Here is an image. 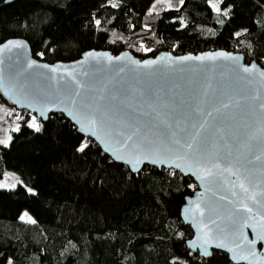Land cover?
I'll list each match as a JSON object with an SVG mask.
<instances>
[{
  "label": "trees",
  "instance_id": "trees-1",
  "mask_svg": "<svg viewBox=\"0 0 264 264\" xmlns=\"http://www.w3.org/2000/svg\"><path fill=\"white\" fill-rule=\"evenodd\" d=\"M151 1L0 0V42L24 38L48 62L89 48L139 58L220 48L264 68V0H214L219 13L208 0H184L152 14ZM20 111L19 128L0 144V176L10 168L22 182L0 188V264H232L223 252L202 258L185 246L191 229L179 210L190 178L151 165L133 173L62 114L37 118L36 131ZM82 141L89 147L79 152ZM23 209L35 223L20 218Z\"/></svg>",
  "mask_w": 264,
  "mask_h": 264
},
{
  "label": "water",
  "instance_id": "water-1",
  "mask_svg": "<svg viewBox=\"0 0 264 264\" xmlns=\"http://www.w3.org/2000/svg\"><path fill=\"white\" fill-rule=\"evenodd\" d=\"M246 67L251 69L249 73L243 71ZM261 73L264 68L254 60L245 61L241 52L220 48L181 54L159 51L143 58L127 49L113 53L89 48L74 59L48 62L33 56L24 38L9 37L0 42V96L8 105L41 121L50 114H62L78 133L91 138L112 160L133 173L138 171L116 160L112 153L132 159L134 145L144 143L151 151L140 156L143 162L137 169L144 165L173 169L194 182V190L184 196L179 216L191 229L185 246L202 258L207 257L201 255V217L189 209L199 205L205 222L211 216L223 228L230 224L229 217L240 200L250 207L248 195L264 201L260 195L264 192ZM66 84L71 88L66 89ZM223 103L229 107L222 108ZM69 112L81 121L84 131H78L81 124ZM85 115H94L97 124L90 127ZM194 135L189 151L184 145ZM126 140L128 146L124 147ZM153 159L166 162L152 164ZM176 163L181 167L176 168ZM205 166L213 176H206L202 171ZM241 182L249 189L247 194L241 192ZM243 232L247 239L255 238L252 228ZM233 241L241 243L242 239L229 235L225 243L235 247ZM208 250L225 253L232 264H264V241L252 247L255 255L249 254L247 244L236 249L248 259H232L233 253L214 246Z\"/></svg>",
  "mask_w": 264,
  "mask_h": 264
},
{
  "label": "snow or ice",
  "instance_id": "snow-or-ice-1",
  "mask_svg": "<svg viewBox=\"0 0 264 264\" xmlns=\"http://www.w3.org/2000/svg\"><path fill=\"white\" fill-rule=\"evenodd\" d=\"M220 2H222V0H220ZM180 3L183 4L184 0H180ZM208 3L210 4V6L217 12H221V8L219 7L218 3L214 2V0H208ZM115 6V5H113ZM97 24L100 23L99 20L96 21ZM237 35H240V33H237ZM17 47H22V45H16ZM91 55V54H89ZM197 59H199V57H197ZM32 65L29 64V67H31ZM44 67H47V65H45ZM52 71H55V69H52ZM244 72L249 73L251 71V69L249 68H244L243 69ZM262 77H264V73L260 74ZM66 89H70L71 85L70 84H66L65 85ZM76 95H79V92L75 93ZM73 103H75V101H73ZM222 108H227L229 107L228 103H223L221 105ZM217 111H220V109L218 108ZM69 115L72 116L73 120H75L78 124H81V121L77 119V117L75 115H73V113L69 112ZM208 115H211V113H208ZM84 119H86L88 121L89 126H95L97 124V120L96 117L94 115H85ZM29 127H35L36 131H40V127L38 125L35 124V117H33V123L29 125ZM201 128L204 127L203 124L200 125ZM84 127L81 124V127L78 128V131H84ZM199 133L197 132L196 135H198ZM92 135H95V132H92ZM196 135H194L190 141H187L184 145V147L191 151L193 149V143L195 141ZM10 139V138H9ZM128 140H131V137L127 138ZM175 143H179V141H175ZM0 144H5V146H7V142L6 141H2L0 140ZM127 140L124 142V147H127ZM89 145L86 141H82L81 144L79 145V147L76 149L79 152H83L85 151L86 148H88ZM109 151H111V149H107ZM134 150L136 152V155L132 158V159H127L125 160L124 157L122 155H119L117 152H113V157L116 160H120L123 161L129 165H131L132 171H139V169H137L136 165L142 163L143 161L141 160L140 156L143 155L146 152L151 151V148L148 147L146 144L144 143H138L134 145ZM152 164H157V163H165V160H156L153 159L150 161ZM176 168H180L181 165L179 163H176L174 165ZM215 167H219V165H214ZM202 171H204L206 173V176L211 177L213 176V173L211 171L210 168H207L206 166L202 168ZM205 177L202 176L201 179H204ZM239 188L241 190L242 193L247 194L249 189L247 187H245L244 183H239ZM0 187H5L4 184H0ZM14 187V185H13ZM28 191L30 193H34L33 189H28ZM233 195H235V193H233ZM261 196H264V192L260 193ZM247 199L250 200L252 202V207L249 206L248 203H246L244 200H240L239 204L240 206L235 208L233 210V216L229 217L230 220V224L226 227H221L217 221L215 219H212L211 216H209L207 218V222H205L204 217H205V213L203 210L200 209V206L197 205L195 210L189 209L190 212H193V214L195 213H199V216L201 217V221H200V232H201V236H200V241H201V246L204 247V251L201 252V255L207 258H211V256L213 255V253L211 251L208 250L209 246H214L216 248H222L225 249L228 252L233 253L234 255L232 256V259H248V255H239L236 252L237 248H243L244 244H247L249 246V254L250 255H255V252H253L251 249L253 246H255V244L257 243V241H264V201L258 200L256 195H248ZM28 213H24L23 216H21V219H24V217H27ZM29 221L32 223H35L34 220H31V217H29ZM249 221H255L254 223H249ZM250 227L253 229V232L255 233V238L254 239H247V236L244 234L243 229ZM234 236L237 237V239H242L241 243H236L235 241H233V243H235V247H229L227 243H225V240L227 239L228 236ZM212 241H218V243L212 245L211 242ZM9 264H11V262L9 261Z\"/></svg>",
  "mask_w": 264,
  "mask_h": 264
},
{
  "label": "rangeland",
  "instance_id": "rangeland-1",
  "mask_svg": "<svg viewBox=\"0 0 264 264\" xmlns=\"http://www.w3.org/2000/svg\"><path fill=\"white\" fill-rule=\"evenodd\" d=\"M179 6H180V0H152L148 5V10L152 14V13H157L162 9H176ZM22 116L23 114L20 110H17L14 107H11L8 104L0 101V140L6 141L8 143L12 132L16 131L19 128L20 120ZM33 117L35 116L33 114H30L25 124L28 126L32 124ZM35 124L38 126L40 125L36 117H35ZM21 183L22 182L15 170L10 168H4L2 176H0V184H4L5 187H0V188H12L13 185L15 187L17 184H21ZM193 186L195 188V184ZM25 188L27 189V191L28 189H32L29 186H25ZM24 213H28V216L24 217L23 220H29V217H31L32 220V216L29 214V212L26 209H23L21 211L20 218L21 216L24 215ZM6 264H9V259L7 260Z\"/></svg>",
  "mask_w": 264,
  "mask_h": 264
},
{
  "label": "built area",
  "instance_id": "built-area-1",
  "mask_svg": "<svg viewBox=\"0 0 264 264\" xmlns=\"http://www.w3.org/2000/svg\"><path fill=\"white\" fill-rule=\"evenodd\" d=\"M146 47H154L155 45L153 43L144 42Z\"/></svg>",
  "mask_w": 264,
  "mask_h": 264
}]
</instances>
